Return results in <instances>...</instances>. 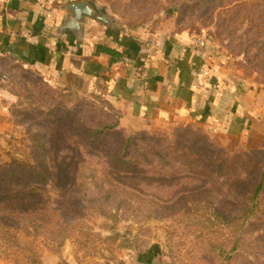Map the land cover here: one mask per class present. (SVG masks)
I'll list each match as a JSON object with an SVG mask.
<instances>
[{
  "label": "rangeland",
  "instance_id": "374dc122",
  "mask_svg": "<svg viewBox=\"0 0 264 264\" xmlns=\"http://www.w3.org/2000/svg\"><path fill=\"white\" fill-rule=\"evenodd\" d=\"M95 2L117 24L185 33L196 47L214 44L223 81L240 83L254 110L255 124L246 136L216 135L183 123L140 131L172 141L174 129L187 125L229 151L264 154V0ZM115 113L98 97L56 86L12 57L0 58V165L31 162L41 154L33 142L58 137L51 122L56 116L66 118L65 130L58 129L75 134L83 122L113 124ZM148 141L141 149H148ZM67 157L77 164L68 170L69 184L63 186L61 178L45 197L37 230L27 223L17 231L16 243L0 241V264H264V227L243 222L236 193L224 180L139 179L127 182L130 187L123 184L126 178L105 169L102 156L84 152L79 158L69 151ZM149 158L161 163L157 150ZM110 182L118 186L112 189Z\"/></svg>",
  "mask_w": 264,
  "mask_h": 264
},
{
  "label": "crops",
  "instance_id": "0c3cea01",
  "mask_svg": "<svg viewBox=\"0 0 264 264\" xmlns=\"http://www.w3.org/2000/svg\"><path fill=\"white\" fill-rule=\"evenodd\" d=\"M81 0H0V58L12 57L67 90L98 97L128 132L195 124L216 135H247L253 107L241 84L224 82L214 44L149 25L112 30L86 18L81 40L60 33L66 6ZM95 1V0H93ZM97 4V3H96Z\"/></svg>",
  "mask_w": 264,
  "mask_h": 264
},
{
  "label": "trees",
  "instance_id": "16d2710c",
  "mask_svg": "<svg viewBox=\"0 0 264 264\" xmlns=\"http://www.w3.org/2000/svg\"><path fill=\"white\" fill-rule=\"evenodd\" d=\"M115 114L113 124L96 126L82 121L75 134L58 129L65 130L66 118L56 116L51 122L58 137L47 140L46 144L33 142L41 154H34L31 162L12 159L0 165V241L3 245L16 243L17 231L27 223L37 230L45 197L49 198L60 186L61 178L62 185L67 186L72 177L68 170L76 168L73 158L67 157L69 151L79 158L84 152L102 156L108 162L105 169L114 177L126 178L123 184L130 187L127 182L139 179L191 178L202 182L222 179L226 188L236 193L234 203L243 210V222L252 221L256 230L264 227L262 152L229 151L202 130L187 125L174 129L172 141L166 135L153 140L154 136L142 131L129 134L119 125ZM147 139L152 143L148 141V149H141ZM152 150H157L161 157L159 165L149 161ZM139 158L144 162L142 165L138 164ZM110 186L113 189L118 184L110 182Z\"/></svg>",
  "mask_w": 264,
  "mask_h": 264
},
{
  "label": "water",
  "instance_id": "95a60500",
  "mask_svg": "<svg viewBox=\"0 0 264 264\" xmlns=\"http://www.w3.org/2000/svg\"><path fill=\"white\" fill-rule=\"evenodd\" d=\"M70 15L64 18L63 24L60 26V33L70 30L78 40L82 39L84 33V22L86 18H92L106 27L116 30L117 22L112 18L107 10H103L93 0H81L70 3L66 6Z\"/></svg>",
  "mask_w": 264,
  "mask_h": 264
}]
</instances>
